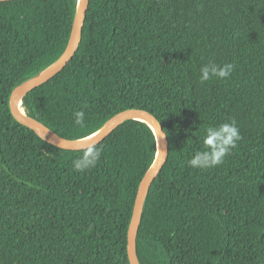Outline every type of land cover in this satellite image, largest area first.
<instances>
[{"label": "trees", "instance_id": "16d2710c", "mask_svg": "<svg viewBox=\"0 0 264 264\" xmlns=\"http://www.w3.org/2000/svg\"><path fill=\"white\" fill-rule=\"evenodd\" d=\"M78 6L0 4V264H129L130 205L157 155L150 125L126 121L77 172L82 150L23 130L9 110L61 56ZM209 61L234 70L201 83ZM21 107L80 139L128 108L156 113L168 159L141 206L139 264H264V0H90L71 61ZM232 119L237 148L191 168L203 129Z\"/></svg>", "mask_w": 264, "mask_h": 264}, {"label": "water", "instance_id": "95a60500", "mask_svg": "<svg viewBox=\"0 0 264 264\" xmlns=\"http://www.w3.org/2000/svg\"><path fill=\"white\" fill-rule=\"evenodd\" d=\"M17 1H21V0H0V4L1 5L10 4ZM89 6H90V0H79V6H78L76 18L73 27L70 31L66 47L62 52L61 56L55 62V64L51 66L48 70H46L43 74L39 75L36 79L20 86L11 94L9 100V110L14 122L23 130L34 132L43 136L50 134L55 138H57V140L54 141H56L60 146L72 148L76 150H82L86 144H90L92 142L95 143L97 147L104 145L121 130V128L123 127L126 121L130 119H138V118H134L135 115L142 116L143 118L148 120L145 121L142 119H138L149 124L152 129L153 126L156 127V132L154 131V129L153 131L157 142V155L154 160V162L157 160V165L145 183H144V179L146 176L144 177L141 185L139 186L137 192L135 193L132 199L130 205V212H129V225L127 230V244H126L127 258L129 264H139L138 256H137V241L139 234L141 206L145 196L159 180L168 159L169 146H168L167 137L166 135H164L165 129L161 118L156 113L145 108H136V107L128 108L122 111L118 115V117L115 120H113L115 121V125L112 128V130L109 132V134L98 140L88 141L86 138L80 139L74 137L54 126L40 123L31 118H29V120H31L32 122L24 121L19 115V109L20 108L22 109L21 104L24 98L29 94L42 88L52 80H54L61 72H63V70L71 61L80 40L81 30L86 21ZM59 139L68 141L69 146L61 144L58 141Z\"/></svg>", "mask_w": 264, "mask_h": 264}, {"label": "clouds", "instance_id": "9594fccd", "mask_svg": "<svg viewBox=\"0 0 264 264\" xmlns=\"http://www.w3.org/2000/svg\"><path fill=\"white\" fill-rule=\"evenodd\" d=\"M234 70V64L224 63L223 65L209 61L201 65L199 69V80L201 83L208 82L213 78L223 80L230 77ZM74 124L84 126L85 112L77 110L73 113ZM164 135H167L165 132ZM202 150H196L187 161L193 169H209L223 164L225 158L231 154L232 150L237 148L238 141L241 140L240 130L234 119L209 125L203 129L200 137ZM86 142V141H85ZM103 149L97 147L95 143L86 144L82 149V154L72 162L74 171L82 172L96 166L101 159Z\"/></svg>", "mask_w": 264, "mask_h": 264}, {"label": "bare ground", "instance_id": "6f19581e", "mask_svg": "<svg viewBox=\"0 0 264 264\" xmlns=\"http://www.w3.org/2000/svg\"><path fill=\"white\" fill-rule=\"evenodd\" d=\"M19 115L20 117L24 120V121H27V122H32L31 120H29V118H27V116H25L23 110L20 108L19 109ZM134 118H138V119H142V120H145V121H148L146 120L145 118H143L142 116H139V115H135ZM115 125V121H112L110 122L109 124H107L106 126H104L102 129H100L99 131H97L96 133L90 135L89 137H87L86 139L88 141H93V140H98L100 138H103L104 136H106L107 134H109V132L112 130V128L114 127ZM153 129L154 131L156 132V127L153 126ZM47 139L49 140H57V138H55L54 136L52 135H44ZM61 144L63 145H66V146H69V142L66 141V140H63V139H59L58 140ZM157 165V160L154 162L153 164V167L150 169V171L148 172V174L146 175L145 179H144V183L147 181V179L150 177V175L152 174L154 168L156 167Z\"/></svg>", "mask_w": 264, "mask_h": 264}]
</instances>
